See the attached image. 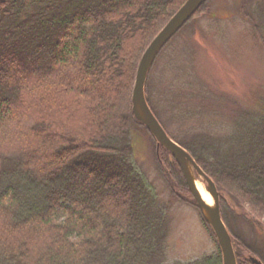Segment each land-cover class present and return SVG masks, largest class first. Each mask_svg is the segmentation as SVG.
<instances>
[{"label":"trees","instance_id":"16d2710c","mask_svg":"<svg viewBox=\"0 0 264 264\" xmlns=\"http://www.w3.org/2000/svg\"><path fill=\"white\" fill-rule=\"evenodd\" d=\"M183 2L0 0V264H166V208L131 160V125H142L130 98L141 54ZM228 120L219 135H169L215 184L227 228L228 203L264 226V115ZM155 148L165 181L195 206ZM231 243L236 264L264 262ZM183 264L222 262L217 247Z\"/></svg>","mask_w":264,"mask_h":264},{"label":"rangeland","instance_id":"374dc122","mask_svg":"<svg viewBox=\"0 0 264 264\" xmlns=\"http://www.w3.org/2000/svg\"><path fill=\"white\" fill-rule=\"evenodd\" d=\"M262 39L264 0L204 3L161 49L145 81L146 99L168 135L180 138L181 131L219 135L227 132L220 126L228 125L233 113L264 115ZM179 112L195 115L183 121L177 118ZM130 139L132 162L166 208V264H183L214 253L217 243L197 207L179 185L171 187L165 181L150 135L142 126L132 124ZM195 179L208 194L204 181L199 176ZM224 211L233 238L255 248L264 261L262 223L234 203H228Z\"/></svg>","mask_w":264,"mask_h":264},{"label":"water","instance_id":"95a60500","mask_svg":"<svg viewBox=\"0 0 264 264\" xmlns=\"http://www.w3.org/2000/svg\"><path fill=\"white\" fill-rule=\"evenodd\" d=\"M206 1L184 0L149 42L137 64L130 99L131 113L151 134L156 146L164 148L176 162L201 217L212 229L220 250L222 264H236L231 238L220 216L219 195L213 181L201 170L188 151L167 135L150 111L144 96L145 78L153 59L171 37ZM195 174L205 183V188L211 197L209 204L202 199L195 185ZM250 260L253 264H262L254 257H250Z\"/></svg>","mask_w":264,"mask_h":264},{"label":"bare ground","instance_id":"6f19581e","mask_svg":"<svg viewBox=\"0 0 264 264\" xmlns=\"http://www.w3.org/2000/svg\"><path fill=\"white\" fill-rule=\"evenodd\" d=\"M195 185H196V187H197V189H198V191H199V193H200L202 199H203L207 204H209V203L211 202V200L209 199L208 194L203 190V188L201 187V185H200L199 183H197L196 181H195Z\"/></svg>","mask_w":264,"mask_h":264}]
</instances>
